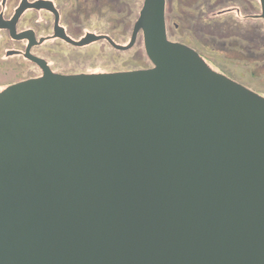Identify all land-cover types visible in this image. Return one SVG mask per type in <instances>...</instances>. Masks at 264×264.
Masks as SVG:
<instances>
[{
  "label": "water",
  "instance_id": "1",
  "mask_svg": "<svg viewBox=\"0 0 264 264\" xmlns=\"http://www.w3.org/2000/svg\"><path fill=\"white\" fill-rule=\"evenodd\" d=\"M140 30L148 70L0 93V264H264V98L168 42L164 0L112 45Z\"/></svg>",
  "mask_w": 264,
  "mask_h": 264
},
{
  "label": "flooded vegetation",
  "instance_id": "2",
  "mask_svg": "<svg viewBox=\"0 0 264 264\" xmlns=\"http://www.w3.org/2000/svg\"><path fill=\"white\" fill-rule=\"evenodd\" d=\"M136 1L138 3V0H0V93L20 83L40 79L44 71L60 76H75L126 73L152 68L148 61L150 67L144 69L84 73L78 69L81 66L78 62L74 65V61L83 51L98 43H104L115 51L125 52L132 49L140 38L145 54L141 30L137 33L130 49L117 50L113 46L126 47L130 43L134 26L145 0L139 1V9L132 6L133 3L136 4ZM257 1L259 13L246 15L244 18L259 21L264 27L260 19V2ZM245 6L253 7L249 0H164L167 41L190 49L213 72L238 84L221 73L223 71L214 70L206 57L219 53L230 58L231 53L233 56L247 52V43L244 49L237 47L239 35L233 30L246 32L247 40L250 39L247 33L249 30L247 27H242L232 17L233 13L242 14L240 9ZM171 7L173 11L172 30H169ZM98 22L105 29L100 33L94 29ZM180 22H183L185 26H182L186 27L185 29L180 28ZM116 30L125 33L121 35L126 39L125 44L116 42L117 39L113 35ZM210 31L215 34L221 31V39L217 41L212 39ZM89 35L102 37V39L84 46L77 45ZM250 35H252L251 56L253 58L250 69L256 72L259 54L258 34L251 33ZM184 38L190 39L193 44L177 41V39ZM68 58H71V61H68ZM72 67L79 71L75 72ZM238 85L244 87L241 84Z\"/></svg>",
  "mask_w": 264,
  "mask_h": 264
},
{
  "label": "rangeland",
  "instance_id": "3",
  "mask_svg": "<svg viewBox=\"0 0 264 264\" xmlns=\"http://www.w3.org/2000/svg\"><path fill=\"white\" fill-rule=\"evenodd\" d=\"M139 1L138 3L136 1V4L133 3L132 6H135L139 9ZM248 1V0H247ZM251 1L253 7H244L240 9L242 14H236L233 13L232 17L235 19L239 24L242 25V27H247L248 32H251L253 34H262L264 27L261 22H257L255 20L245 19L244 17L246 15H254L259 13L258 8V1L257 0H249ZM132 9H135L132 7ZM137 9V10H138ZM170 12V22L169 24V30H172V16L173 11L172 7L169 10ZM183 22L179 23L180 28H183L185 26L182 24ZM258 24V25H256ZM183 25V26H182ZM94 26V24H92ZM257 26V27H256ZM179 28V30H180ZM186 28V27H185ZM183 28V29H185ZM94 29L97 31V33L102 32L105 30L103 28V25L98 22V25L95 24ZM99 29V31H98ZM119 32V33H118ZM125 33L121 31H115L113 34L115 38L117 39L116 42L118 44H125L126 39L121 37V35H124ZM173 35V32H171ZM207 37V36H206ZM176 40V38H174ZM178 42H184V43H191L193 42L188 39H177ZM206 50V49H205ZM207 55L208 53L204 51ZM232 54V53H231ZM230 55V58H227L225 55H220L217 53L214 56H207V61L210 64V66L218 71H223L224 75L232 79L233 81L237 82L238 84L243 85L247 89L259 94L260 96L264 97V69L260 65L257 68V71L254 72V70L250 69L251 66H248L246 64H237L233 61L237 60V55ZM68 61H71V58H68ZM78 62L81 66L78 69H81L84 73H92V72H122V71H128V70H136V69H144L150 67V64L145 57L144 51H143V44L142 41L137 40L135 46L130 49L129 51L125 52H118L110 47L106 46L104 43H98L95 46H92L86 51H83L80 55V57H77V59L74 61V65ZM140 67V68H139ZM72 69L75 70V72H78L79 70L75 67H72ZM255 76V77H252Z\"/></svg>",
  "mask_w": 264,
  "mask_h": 264
},
{
  "label": "trees",
  "instance_id": "4",
  "mask_svg": "<svg viewBox=\"0 0 264 264\" xmlns=\"http://www.w3.org/2000/svg\"><path fill=\"white\" fill-rule=\"evenodd\" d=\"M229 27H231V26H229ZM233 31L237 35H239L238 42H237V47H239L241 49H244L246 47L245 44L246 43L248 44L247 52L246 53H242V51H241L240 53H242V54H237V57H238L237 61H233V62H235L237 64L239 63L241 65L242 64H246L248 66H251L252 65L251 60L253 59L252 56H251V52H252V50H251L252 49V38H251L252 35H250L251 33L247 32L248 33V37L250 38V39L247 40L245 38L246 37L245 36L246 32H244V31H242V32L238 31L237 32L235 30H233ZM210 32H211V36H213L212 39H215L216 41L218 39H221V37H220L221 33H222L221 31H219L216 34L213 31H210ZM257 44H258V51H259V54H258V57H257V60H258L257 64H258V66L260 65L264 69V30H263L262 34H259V36L257 38ZM237 52H238V49H237Z\"/></svg>",
  "mask_w": 264,
  "mask_h": 264
}]
</instances>
